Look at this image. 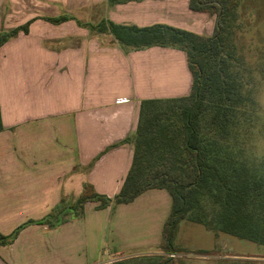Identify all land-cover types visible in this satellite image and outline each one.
Returning <instances> with one entry per match:
<instances>
[{
	"label": "crops",
	"instance_id": "crops-1",
	"mask_svg": "<svg viewBox=\"0 0 264 264\" xmlns=\"http://www.w3.org/2000/svg\"><path fill=\"white\" fill-rule=\"evenodd\" d=\"M13 1L0 0V32L31 22L28 32L0 44L3 234L74 199L85 182L115 195L131 164L133 145L125 139L136 129L140 101L187 95L192 81L181 49L129 48L108 33L90 35L72 19L52 24L38 17L77 18L76 12L98 9V21L163 23L206 35L215 23L214 15L190 8V0H28L34 10L19 16ZM208 22L212 29L203 32ZM98 204L87 201L81 217L56 227L27 224L0 245V264H108L158 247L171 207L166 189Z\"/></svg>",
	"mask_w": 264,
	"mask_h": 264
},
{
	"label": "trees",
	"instance_id": "trees-1",
	"mask_svg": "<svg viewBox=\"0 0 264 264\" xmlns=\"http://www.w3.org/2000/svg\"><path fill=\"white\" fill-rule=\"evenodd\" d=\"M114 1L128 0H110ZM236 5L237 0L189 1L190 8L215 16L210 35L163 23L81 22L68 14L38 17L52 24L72 19L89 30L110 34L129 48L181 49L192 81L187 95L140 101L136 129L125 139L133 145L131 164L115 195L98 193L85 182L74 199L60 201L42 218L29 219L7 234L0 232V245L11 243L27 224L52 228L81 217L87 201H98L102 208L129 202L148 189L164 188L171 207L158 244L162 254L147 264H187L176 256L181 249L174 243L177 226L185 219L264 246V155L252 162L246 144L256 100L253 85L249 87L238 69L240 62L230 40ZM30 22L0 32V44L18 32H28Z\"/></svg>",
	"mask_w": 264,
	"mask_h": 264
},
{
	"label": "rangeland",
	"instance_id": "rangeland-1",
	"mask_svg": "<svg viewBox=\"0 0 264 264\" xmlns=\"http://www.w3.org/2000/svg\"><path fill=\"white\" fill-rule=\"evenodd\" d=\"M11 4V9L18 16L25 10H34L28 0H15ZM75 16L81 22H97L99 19L98 9L89 16L81 12H76ZM212 25L213 22H208L202 31H210ZM89 33L92 36L100 34L97 30ZM230 40L234 55L240 62L238 69L246 77L249 87L253 85L256 109L252 112L253 123L248 124L250 132L246 144L250 160L259 162L264 155V0H237L231 16ZM174 243L181 249L176 256L182 257L187 264H264V246L208 230L204 225L187 219L178 224ZM160 254L162 251L157 247L146 254L123 259L122 264H147Z\"/></svg>",
	"mask_w": 264,
	"mask_h": 264
},
{
	"label": "built area",
	"instance_id": "built-area-1",
	"mask_svg": "<svg viewBox=\"0 0 264 264\" xmlns=\"http://www.w3.org/2000/svg\"><path fill=\"white\" fill-rule=\"evenodd\" d=\"M112 262H113V261L109 260L107 263H108V264H111Z\"/></svg>",
	"mask_w": 264,
	"mask_h": 264
}]
</instances>
